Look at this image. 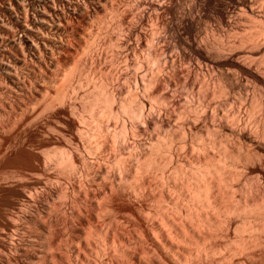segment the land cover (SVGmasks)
I'll return each instance as SVG.
<instances>
[{"label": "bare ground", "instance_id": "6f19581e", "mask_svg": "<svg viewBox=\"0 0 264 264\" xmlns=\"http://www.w3.org/2000/svg\"><path fill=\"white\" fill-rule=\"evenodd\" d=\"M169 1L35 0L25 48L0 20V264H264V0H229L203 43L188 32L184 69ZM102 29L152 66L105 69Z\"/></svg>", "mask_w": 264, "mask_h": 264}, {"label": "rangeland", "instance_id": "374dc122", "mask_svg": "<svg viewBox=\"0 0 264 264\" xmlns=\"http://www.w3.org/2000/svg\"><path fill=\"white\" fill-rule=\"evenodd\" d=\"M183 1V2H182ZM182 1H180V0H171V1H169L168 3L170 4V6H171V8H170V12H167V13H165L166 15L165 16H167L168 15V17H169V14H171V12H172V14H174V17H175V20H177L176 22H179L178 24H179V29L177 30V33L175 34V36H177V37H175L174 39H172V40H170V45H171V51L172 50H174L175 52H171V53H176L175 55H177V56H179V57H182V55L183 54H185V57H187V58H184L185 59V61H184V59L183 58H180V60H179V65H180V67H182V69H184L188 64V61L190 60V59H195L194 57L196 56V53H195V51L192 49V48H189L188 46H186V44H185V40L187 41V39L188 38H190L189 36H188V32H191V34H196V36H198L197 38H198V40H200L199 42H201V43H203V39H205V35H207V34H209L210 33V30H211V28L212 27H216L217 28V26L220 28L221 27V29L223 28L222 27V23H221V16L224 14V12H225V10L227 9V7H229L230 5H231V2L229 1V0H212V1H205V0H182ZM188 1V2H187ZM190 1V2H189ZM192 1H193V4H195L193 7H194V9L192 10L193 11V15H194V21L195 22H193L192 23V25H188V24H186L185 23V21L182 19L183 18V16L185 15V13H188V9L187 8H185L186 7V4L187 5H191L192 4ZM203 3H202V2ZM19 2H20V5H19ZM24 2V3H23ZM35 2V0H0V20L2 19V20H4V25L6 24V27H8V30H9V32H11L10 33V35H11V39H15L18 43H21L20 45H21V47H23L24 46V44L22 43V41H24L23 39L22 40H20L21 38V36H22V38H26V36H25V34H23L24 33V30H23V28H21L22 26V24H27V22L29 21V19H31V18H34V17H36V14H37V11L38 10H40V9H43L44 10V8L40 5V3H36L35 5H33L32 3H34ZM171 2V3H170ZM182 2V3H181ZM228 2V3H227ZM21 3H22V5H21ZM181 3V4H180ZM184 3V4H183ZM206 3V4H205ZM182 5H184V6H182ZM203 6L204 8H202L201 6ZM205 5V6H204ZM21 6V7H20ZM23 6V7H22ZM30 6V7H29ZM34 6H35V8H34ZM180 6V7H179ZM63 7V5L61 6V8ZM123 8V10H124V12H127L128 14H133L135 11V9L134 10H131L132 9V7L131 6H127V7H125V6H122ZM129 7V8H128ZM131 7V8H130ZM188 7V6H187ZM13 8V9H12ZM21 9V10H19V9ZM59 8V7H58ZM127 8V9H126ZM183 8H185L184 10V12L185 13H183ZM199 10H198V9ZM38 9V10H37ZM63 9V8H62ZM201 9V10H200ZM132 11H134L133 13H132ZM179 11V12H178ZM180 11H182V12H180ZM64 12H67L65 15H66V17H67V19L69 20V19H71L72 17H73V11L71 12V11H69V10H64ZM200 12V13H199ZM70 13V14H69ZM196 13H198V14H196ZM68 14V15H67ZM131 14L129 15V21H131L130 23H134L135 22V20H134V16H131ZM171 14V15H172ZM177 14V15H176ZM184 14V15H183ZM190 14H192V13H190ZM200 14V15H199ZM203 14V15H202ZM35 15V16H34ZM134 15V14H133ZM181 15V16H180ZM197 15V16H196ZM29 16V17H28ZM68 16H71V18H69ZM204 16V17H203ZM208 16V17H207ZM27 17V18H26ZM117 17V18H116ZM116 17H114V16H112V18L110 19V21H109V24L108 25H110L109 26V28H105L107 31H110V33H113L115 36H116V40H118V39H120L119 37H121L122 38V36H123V34H124V31H122V26H120L121 24L119 23V18H118V15L116 16ZM203 17V18H202ZM29 18V19H28ZM133 18V19H132ZM179 18H180V20H179ZM196 18V19H195ZM17 19H20V20H17ZM28 21H27V20ZM16 20V21H15ZM27 22H26V21ZM114 20V21H113ZM118 20V21H117ZM200 20V21H199ZM210 20V21H209ZM13 21H15L16 22V24H15V22H13ZM22 21H24L25 23H23ZM71 21V20H70ZM133 21V22H132ZM1 23V22H0ZM18 23V24H17ZM111 23V24H110ZM205 23H207V24H205ZM197 25V26H196ZM213 25V26H212ZM181 26V27H180ZM207 26H209V27H207ZM97 27H99L98 25H97ZM152 27V26H151ZM150 27V28H151ZM206 27V28H205ZM23 30V33H22V30ZM95 29H97V28H95ZM105 29H102L101 31H96L95 30V32H96V34H94L93 36H94V40L92 39L91 41L92 42H90V45L92 46L93 45V47H94V50H95V52L97 51L98 53H101L100 55H101V57L103 58H101V63H107L106 65L105 64H103V66H105V69H108V70H111V69H125V68H127V66H128V68L127 69H130V68H132V69H135L136 67L138 68L139 66H134V64H135V62L133 63V61L135 60L136 62L138 61V54H136L135 52H133L132 53V55H130V61H132V62H130L129 61V64L127 65V64H125L126 62L125 61H123L124 59L122 58V57H120L119 56V52L122 50V48L120 47V46H118L119 44H118V41L116 42V40L114 41V43L112 44L111 42H110V44L109 43H107V40H106V30ZM208 29V30H207ZM105 32H104V31ZM151 30L153 31V28H151ZM202 30V31H201ZM207 30V31H206ZM193 31V32H192ZM99 32V33H98ZM101 32V33H100ZM201 32V33H200ZM62 34H60V33H56L55 35H54V40L56 41V39H57V37H59L58 38V41H56L57 43H59V44H62V45H64V44H66V45H64L65 46V48L66 49H68L67 47H68V44L67 43H71L72 44V42H73V45L75 44H77V42H75V39H73L71 36H69L68 34V32H61ZM109 33V32H108ZM207 33V34H206ZM15 34V35H14ZM57 34H60V35H57ZM104 34V35H103ZM66 35V36H65ZM96 35V36H95ZM216 36L215 37H217L218 36V34H215ZM24 36V37H23ZM63 36V37H62ZM67 36H69V37H67ZM262 36H263V38H262ZM262 36H260L261 38H260V40H258V44L255 46V47H258L259 45L260 46H262V44L264 43V35H262ZM18 37V38H17ZM60 37H62L63 39H61ZM186 37V38H185ZM212 39H215L214 38V36H210ZM223 36L222 35H220L219 36V38H222ZM66 38H67V40H66ZM73 39V40H70V39ZM203 38V39H202ZM218 38V39H219ZM65 39V40H64ZM64 41V43H63V41ZM69 40V41H68ZM175 40V41H174ZM181 40V41H180ZM189 40V39H188ZM202 40V41H201ZM21 41V42H20ZM59 41H61V42H59ZM68 41V42H67ZM94 41V42H93ZM67 42V43H66ZM176 43H177V45H176ZM205 43V42H204ZM261 43V44H260ZM23 44V45H22ZM107 44V45H106ZM175 44V45H174ZM183 44V45H182ZM72 45V46H73ZM74 45V46H75ZM67 46V47H66ZM71 46V45H70ZM174 46V47H173ZM179 48H178V47ZM185 46V47H184ZM120 47V48H119ZM182 47V48H181ZM23 48H25V46L23 47ZM176 48V49H175ZM181 48V49H180ZM184 48V49H183ZM121 49V50H120ZM113 50V51H112ZM119 50V51H118ZM183 50V51H182ZM86 51H88V48H86V50H85V53H86ZM100 51V52H99ZM66 51L64 50L61 54L63 55H61V54H57L58 55V57L59 58H61V59H63V58H66V56H65V53ZM112 52V53H111ZM118 52V53H117ZM178 52V53H177ZM88 53H91V52H89L88 51ZM182 53V54H181ZM107 54V55H106ZM117 54H118V56H117ZM195 54V55H194ZM60 55V56H59ZM66 55H67V53H66ZM188 55V56H187ZM88 56H91L90 54L88 55ZM33 57V56H32ZM191 57V58H190ZM30 58V59H29ZM28 58V60H31V57H29ZM120 58V59H119ZM32 59H36L35 57H33ZM137 59V60H136ZM182 60V61H181ZM261 60V59H260ZM184 61V62H183ZM123 62H125V63H123ZM259 63H260V66L262 65V63H263V68H264V61L262 60V61H258ZM131 63H133V64H131ZM143 63V64H142ZM182 63V64H181ZM141 66V68H145V69H149L151 66H152V64H149L148 62L146 63H144V62H141V64H140ZM148 65H151L150 67H147ZM108 66V67H107ZM126 66V67H125ZM131 66V67H130ZM130 67V68H129ZM139 67V68H140ZM140 68V69H141ZM6 96V95H5ZM9 99V98H8ZM68 110H67V107L66 106H64L63 104H59V103H57L56 104V106H55V112H57V115L58 116H60V118H62V119H66L67 117H69L68 116V112H67ZM70 119H71V124H72V127H75L76 126V124H77V122H78V120L76 119V118H72V117H70ZM76 123V124H75ZM75 125V126H74ZM33 179V178H32ZM6 181V180H5ZM9 183V185H7ZM8 183H7V181L6 182H4V181H1V184H2V186L4 185L5 186V188H4V186H3V188L5 189V190H7L8 192H10V200H16L17 202H20V203H22V205H24V195H25V191H24V188L23 187H21V185H19V184H16V183H14V184H12V182H10V181H8ZM12 184V185H11ZM15 185V186H14ZM6 187H8L7 189H6ZM14 189V190H13ZM14 193V194H13ZM239 194V193H238ZM21 199V200H20ZM31 203V202H30ZM6 204V203H5ZM3 205L2 206V209H1V211H2V213H8V212H17L18 211V208L17 207H15L14 205H11V204H6V205ZM30 206V205H29ZM23 207H25L26 208V206H23ZM29 208H31V207H29ZM29 208H27V209H29ZM8 209V210H7ZM15 210V211H14ZM7 211V212H6ZM10 212V213H11ZM233 217V218H232ZM232 220H235V219H237L238 218V215H235V214H233V216L231 215V217H230ZM4 218H2L1 219V217H0V221H2L1 223H3L5 226L6 225H8V221H6V219H4ZM5 221V222H4ZM7 222V223H6ZM6 230H7V228H6ZM9 233H12V231L9 229V231H8ZM9 240V237H8V235L7 236H5V239L4 240H6V241H8Z\"/></svg>", "mask_w": 264, "mask_h": 264}]
</instances>
